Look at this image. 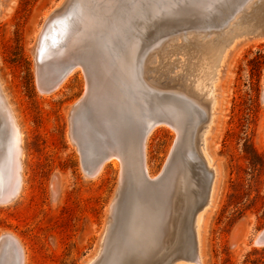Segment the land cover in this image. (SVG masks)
<instances>
[{
    "label": "rangeland",
    "instance_id": "374dc122",
    "mask_svg": "<svg viewBox=\"0 0 264 264\" xmlns=\"http://www.w3.org/2000/svg\"><path fill=\"white\" fill-rule=\"evenodd\" d=\"M9 1L14 11L0 18V86L23 132L24 186L16 200L0 204V263L8 262L3 245L12 236L23 264H92L118 198L121 167L109 161L96 177H88L72 139L71 111L88 89L81 68L61 88L39 90L34 55L38 33L46 15L63 0ZM54 42H46L42 61L51 58L52 46L58 47L59 41ZM240 59L227 74L223 95L230 105L208 154L218 177L217 200L207 212L203 232L205 264H264V247L254 243L264 229V41L248 47ZM199 113L193 112L191 124L203 117ZM4 129L1 123L0 138ZM177 138L167 125L157 126L149 136L144 160L152 180L163 173ZM157 219V248L143 254L133 237L134 246L113 254V264L165 262L169 224L166 217Z\"/></svg>",
    "mask_w": 264,
    "mask_h": 264
},
{
    "label": "bare ground",
    "instance_id": "6f19581e",
    "mask_svg": "<svg viewBox=\"0 0 264 264\" xmlns=\"http://www.w3.org/2000/svg\"><path fill=\"white\" fill-rule=\"evenodd\" d=\"M95 2L96 0H77L68 14L51 22L46 34L44 33V38L39 42L41 62L47 66V73L59 71L67 60L81 59L93 46L103 45L108 49L115 47L117 42H112L110 22L116 9L112 6L100 9L95 6ZM7 3L0 9L1 19L9 18L14 11V6ZM145 3L150 4L153 11L157 12L158 4L152 0H133L130 9L132 12L139 11ZM52 13L46 15V18L48 19ZM106 29L107 42H95L96 37L100 36L99 32ZM40 33L41 30L38 34ZM54 36L59 42L57 48L52 46L55 49L52 52H50L52 48L49 50L52 55L49 57L53 59L46 58L42 61L43 56L46 55L45 48L48 44L46 42L55 41ZM205 41L206 43H201ZM261 41H264V0H252L222 31L208 34L189 33L172 37L166 42H159L146 54L145 59L144 53L140 54L136 44L130 42L131 44L126 48L125 58L120 60L140 63L143 79L149 86L171 90L180 98L183 97L191 113H187L188 118L179 114L181 117L179 122L185 125L189 121L191 124L190 117L193 112L201 111L203 114H199L203 117L191 124L182 157L172 174L154 186L149 181L156 179H151L144 159L147 157L146 142L159 125L153 127L146 138L144 146L146 157L144 156L142 160V168L138 160L139 157L141 158L138 136L135 133L127 134L120 124L113 125L107 122L99 125L98 135H108L109 140L103 144L99 141L98 146L102 144L109 156L92 177H96L104 165L111 161L114 167H121V183L118 198L114 199L116 204L107 233L101 238L100 255L97 253L98 257L96 255L97 259L94 258L92 264H113V254L124 253L126 249L134 246L135 243L131 241L133 237H136V245L143 254L151 252L153 247L157 248L159 216L166 217L169 224L168 245L165 262L158 260L156 264H205L203 232L210 215L207 212L217 200L215 195L218 177L208 154L211 152L210 144L216 139L215 134L222 124V115L230 105V101L223 95L225 80L229 69L233 68L231 66L238 62L245 50ZM181 54L186 56L185 59L180 57ZM78 68H73L55 89L61 88ZM262 99L264 103V93ZM89 100V111L94 113L98 99L93 97V100L92 98ZM0 108L2 112L4 111L2 116L0 115V124L2 123L5 128L2 132L3 138H0V204H7L19 197L24 186V150L23 132L1 86ZM80 134L77 141H81L84 148H88L81 131ZM189 145L191 151L188 149ZM191 160L213 178L208 189L197 182L189 163ZM193 243L198 246L199 258L196 263H188L185 260L186 253ZM254 243L261 247L256 241ZM6 246L7 250L3 254L8 256V262L5 264H23L21 248L12 236L4 239L3 250ZM106 249H108L107 255H105ZM1 259L3 258L0 255Z\"/></svg>",
    "mask_w": 264,
    "mask_h": 264
},
{
    "label": "water",
    "instance_id": "95a60500",
    "mask_svg": "<svg viewBox=\"0 0 264 264\" xmlns=\"http://www.w3.org/2000/svg\"><path fill=\"white\" fill-rule=\"evenodd\" d=\"M133 0H96L100 9L112 6L116 9L111 25L112 42L115 47L108 49L103 45L93 46L81 59L65 61L59 71L47 73L41 62L40 39L44 38L51 22L68 14L77 0H63L45 21L35 46L34 55L37 66V82L42 93H51L75 67L83 70L87 82V94L71 111V135L79 146L82 160L89 176H94L109 153L102 146L108 135L99 136L100 124L122 125L127 134H136L141 147V159H144V146L151 129L157 125H167L177 134L176 146L163 171L156 180L149 181L158 185L168 178L181 159L191 124L182 125L179 114L188 118L189 106L177 93L171 90L156 89L149 86L142 76L140 63L123 60L126 48L135 43L139 53H148L156 42H166L172 37L189 33L208 34L227 28L244 11L252 0H152L158 4L154 12L150 4L145 3L141 10L130 9ZM9 0L0 1V9ZM109 23V22H108ZM104 32V33H103ZM99 32L95 42H107L106 30ZM57 42V40H55ZM131 42V43H130ZM42 52V51H41ZM98 96V97H97ZM98 99L94 113L89 111V99ZM181 118V117H180ZM80 131L87 143L84 148L77 141ZM79 140V139H78ZM102 144L98 146V142ZM100 143V142H99ZM197 182L206 189L213 178L189 161ZM122 187V184H121ZM257 244L264 247V229L255 237ZM199 258L198 246L193 243L187 253L186 261L196 263Z\"/></svg>",
    "mask_w": 264,
    "mask_h": 264
}]
</instances>
